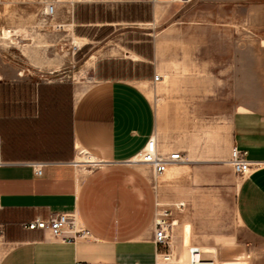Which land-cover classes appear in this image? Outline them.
I'll return each instance as SVG.
<instances>
[{"label": "crops", "instance_id": "1", "mask_svg": "<svg viewBox=\"0 0 264 264\" xmlns=\"http://www.w3.org/2000/svg\"><path fill=\"white\" fill-rule=\"evenodd\" d=\"M176 1L149 0L155 14L139 23L150 29L158 6ZM132 23L81 24H113L118 38L127 34L132 44ZM66 24L73 25V16ZM76 38L82 46L91 43L86 35ZM94 46L82 65L85 73L74 80L0 74V264H169L154 242L159 200L153 171L132 158L152 135L165 153L200 160L201 152L181 142L162 146L150 98L153 76L138 79L118 68L124 60L131 66L142 60L132 45ZM231 123L229 159L238 146L253 163L237 186V213L260 244L254 260L238 256L214 264H264V113L236 110ZM36 162L46 163L41 174L33 169ZM58 212H76L92 237L64 242L22 225ZM183 241L187 245L191 237ZM203 252L209 258L210 251Z\"/></svg>", "mask_w": 264, "mask_h": 264}, {"label": "rangeland", "instance_id": "2", "mask_svg": "<svg viewBox=\"0 0 264 264\" xmlns=\"http://www.w3.org/2000/svg\"><path fill=\"white\" fill-rule=\"evenodd\" d=\"M228 2L163 3L144 29L139 22L155 14L149 0H0V74L74 80L85 73L82 65L96 42L106 49L132 45L142 57L118 68L138 79L153 76L150 98L162 146L181 142L201 152L200 160L184 156L176 167L152 174L159 208H172L178 220L170 248H162L171 252L169 264H189L192 245L209 250L215 261L238 256L251 261L260 244L238 217L241 177L229 157L235 111L264 113V0ZM52 4L54 12L47 13ZM70 16L72 26L66 24ZM127 18L135 22L132 44L127 34L118 38L113 24H81ZM76 35L91 43L74 42ZM179 202L184 206L176 208ZM183 236L191 242L185 245Z\"/></svg>", "mask_w": 264, "mask_h": 264}, {"label": "built area", "instance_id": "3", "mask_svg": "<svg viewBox=\"0 0 264 264\" xmlns=\"http://www.w3.org/2000/svg\"><path fill=\"white\" fill-rule=\"evenodd\" d=\"M156 1V0H153ZM176 1V0H174ZM54 12V5H50L49 13ZM155 81L160 76H155ZM2 138L0 136V164L3 163L1 158ZM248 151L238 146L232 148L229 164L233 172L244 177L252 168V161L247 157ZM134 163H142L149 166L154 175L163 174L170 165L184 161V155L180 151H172L165 153L158 148L155 135L148 138L143 148L132 158ZM45 162L33 163L35 173L41 174ZM160 203L158 202V207ZM176 208L184 206L183 202L175 204ZM178 220L174 217L173 210L170 207L158 208V212L154 221V242L160 249V254L164 261L171 259V252L163 251L162 248H170L172 230ZM27 229L48 230L52 236L64 242L77 241L78 239H87L92 237L91 231L85 227L79 220L76 212H58L51 214L48 218L36 217L29 222L22 224ZM189 264H214L215 260L205 258L201 247L194 245L189 248ZM87 264V263H81Z\"/></svg>", "mask_w": 264, "mask_h": 264}, {"label": "bare ground", "instance_id": "4", "mask_svg": "<svg viewBox=\"0 0 264 264\" xmlns=\"http://www.w3.org/2000/svg\"><path fill=\"white\" fill-rule=\"evenodd\" d=\"M49 10H50V8L47 7V13L49 12ZM184 161H185V159H184ZM174 164H175V163H174ZM174 164L170 165L169 168H171ZM169 168H168V169H169ZM167 171H168V170H167ZM161 258H163V257L161 256Z\"/></svg>", "mask_w": 264, "mask_h": 264}]
</instances>
